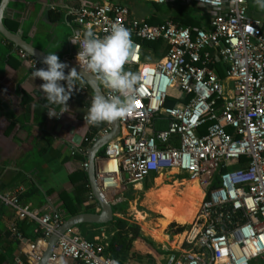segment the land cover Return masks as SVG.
Instances as JSON below:
<instances>
[{"label":"built area","instance_id":"obj_1","mask_svg":"<svg viewBox=\"0 0 264 264\" xmlns=\"http://www.w3.org/2000/svg\"><path fill=\"white\" fill-rule=\"evenodd\" d=\"M146 1L190 5L207 21L193 28L172 19L151 26L127 4L113 0H85L74 13L70 37L90 29L103 38L114 22L128 28L134 52L124 67L141 75L131 107L119 119L120 134L96 157L99 187L114 206L129 185L149 176L187 174L203 190L199 209L192 222L179 224L177 243L166 250L165 258L155 257L151 264H264L262 21L249 15L247 0ZM146 41L161 42L158 58L150 49L153 60L143 61ZM78 47L69 39L66 59L80 67ZM20 55L28 59L23 50ZM28 60L33 69L46 68L36 58ZM71 91L84 94L86 88L74 86ZM170 98L173 104L167 105ZM83 121L93 126L87 116ZM109 130L110 125L72 148L85 172L88 148ZM22 190L0 189V203L12 208L17 221L36 223L39 237L27 264H37L66 215L23 205ZM89 200L99 212L92 194ZM12 231L21 240L15 226ZM106 249L76 226L58 238L46 264H148L122 261Z\"/></svg>","mask_w":264,"mask_h":264},{"label":"crops","instance_id":"obj_2","mask_svg":"<svg viewBox=\"0 0 264 264\" xmlns=\"http://www.w3.org/2000/svg\"><path fill=\"white\" fill-rule=\"evenodd\" d=\"M83 1L10 0L3 23L35 48L46 54L55 52L60 60H67L74 13ZM249 1V15L260 18L250 10ZM261 21L264 31V19ZM20 50L0 34V189L22 187L21 203L40 213L62 211V196L79 213L94 209L89 200L90 186L80 172L82 158L72 154V148L82 142L91 128L83 117L87 116L94 93L89 86L77 82L78 87L86 88L85 93L71 91L68 109L58 117H49L47 101L39 87L43 81L32 78L28 59L33 57L27 54L28 59H23ZM48 107L59 111V106ZM109 125L105 122L104 127ZM169 196H175L170 189L167 195L149 200L159 207ZM92 225L95 224L79 228ZM13 226L21 240L12 231ZM35 229V222L17 221L12 208L0 203V264H27V255L39 237ZM165 254L155 257L161 260Z\"/></svg>","mask_w":264,"mask_h":264},{"label":"clouds","instance_id":"obj_3","mask_svg":"<svg viewBox=\"0 0 264 264\" xmlns=\"http://www.w3.org/2000/svg\"><path fill=\"white\" fill-rule=\"evenodd\" d=\"M255 3L264 10V0H255ZM69 39L73 44L79 45L76 60L82 71L72 68L66 74L68 65L61 62L55 52H48L43 57L42 62L46 68L33 69V65L31 66L33 80L38 77L43 81L39 87L46 98L45 109L49 117H58L68 109L67 101L73 87L83 88L77 86L79 82L81 85L88 84L93 89L98 86L106 88L113 93L109 96L103 91L95 92L87 112L89 125L123 118L131 107L141 80L140 73L128 71L124 67L134 52L130 30L123 24L114 22L103 38L89 29L83 33H74ZM48 105L59 106V111L50 109Z\"/></svg>","mask_w":264,"mask_h":264},{"label":"rangeland","instance_id":"obj_4","mask_svg":"<svg viewBox=\"0 0 264 264\" xmlns=\"http://www.w3.org/2000/svg\"><path fill=\"white\" fill-rule=\"evenodd\" d=\"M117 2H126L130 5L131 10L134 13V16L140 19L145 20V18L150 14L152 10H155V7L151 4L144 3L140 0H113ZM181 4L179 2L172 3H164L163 9H167L166 7H170L172 10H177ZM190 6V5H187ZM249 8L253 12L257 13V16L261 19H264V10H261L255 3V0L249 1ZM156 58L159 55H155ZM153 60V57L150 56L149 50H144L143 52V61ZM162 176L161 185H172L175 181L181 182L182 180L187 181L186 185L179 186L178 191L176 193L173 191L175 196H169L163 203L160 204L159 207H154L157 203L149 201L148 194L153 190H157L160 188V185L157 184V179ZM161 176H149L145 178L140 183V189L136 188L137 183L128 186V189L120 195L119 202L114 205V213L115 217L123 219L127 221L129 224H135L140 227L142 232V238L134 239L130 241L129 248L126 246L130 235L127 237L125 242V247H118L116 250L118 251V256L120 260H125L126 255L130 252L133 253L134 261L139 263H145L148 261L149 264L153 263L152 259L155 256H158L166 251L168 248L174 247L177 243V237H175V233L179 231L176 222H171L168 224L165 229L162 227L160 223V219H165L166 223L172 221L173 213L175 211L176 205L179 200L188 198L187 195L195 194V184L196 182L189 180L187 174H182L180 176L172 177L171 175H161ZM185 177V178H182ZM171 190V189H170ZM193 198V197H192ZM170 200V201H167ZM199 203V202H198ZM197 203V204H198ZM152 210H151V209ZM139 214H144L145 220H140L138 218ZM192 219V216L188 219ZM179 221L183 224H188L183 219H179ZM161 232V237L157 238L159 230ZM82 235L86 236L89 239H96L101 244H105L108 246L112 241L115 234H117L116 226L113 223H108L106 225H92L90 227H83L81 229ZM167 238V239H166ZM167 240V241H166ZM121 249V250H120ZM129 249V252L127 251ZM113 253V250L110 251ZM164 259V258H163ZM161 259V260H163Z\"/></svg>","mask_w":264,"mask_h":264},{"label":"trees","instance_id":"obj_5","mask_svg":"<svg viewBox=\"0 0 264 264\" xmlns=\"http://www.w3.org/2000/svg\"><path fill=\"white\" fill-rule=\"evenodd\" d=\"M144 3L151 4L155 7V10H152L150 14L145 18V22L151 26H158L166 19H172L175 22H179L183 26H189L191 28L200 26L201 24H205L207 21V17L201 12L200 9L195 8L193 6H187V5H180L177 10H172L170 7H166L167 9H163L164 4H159L153 1H146V0H140ZM125 4H127L125 2ZM129 7L130 5L127 4ZM144 50H153L157 54V50L163 46H161V42H143L142 43ZM159 55V54H157ZM174 99L170 98L167 100V105L173 104ZM105 125V122H102L98 125H93L89 132L86 135V138L90 140L91 138L95 137L100 129H102ZM83 145H86V143H83ZM103 154V150L99 155ZM80 172L83 174L85 178L86 184L88 183L87 174L84 170H80ZM157 184L160 185V188L157 190H153L148 194V198L152 201L157 200L160 198L164 192L167 189H171L172 191L179 193L178 187L186 185L187 181L182 180L181 182L175 181L172 185H161L162 183V176L157 179ZM199 196H195L193 198H183L177 205L175 209V213L173 214V220L175 219H183L186 223H188V219L190 218L191 214L195 210V207L198 203ZM62 211L66 214V217H69L71 215L79 213L78 210L74 207H72V204L65 196H62ZM87 212H94V209L88 208ZM108 223H113L116 226L117 234L114 235L112 241L107 246L106 252L112 255L113 257L118 256V251L116 250L118 247L123 248L125 247V242L127 240V237L130 235L128 242L126 243V246L129 248L130 241L134 239H140L142 238V232L140 230V227L135 224H129L127 221L113 217L109 222L105 224H95L98 226L106 225ZM79 225L78 227H80ZM21 229V228H20ZM178 229L181 230L182 227L178 226ZM39 236V234H38ZM113 250V253L111 254L110 251ZM121 250V249H120ZM129 252V249L127 250ZM125 260L122 261H131L134 260L133 253H128L126 255Z\"/></svg>","mask_w":264,"mask_h":264},{"label":"water","instance_id":"obj_6","mask_svg":"<svg viewBox=\"0 0 264 264\" xmlns=\"http://www.w3.org/2000/svg\"><path fill=\"white\" fill-rule=\"evenodd\" d=\"M10 0H1L0 1V34L5 39H7L9 42L14 44L19 49L23 50L26 54L30 55L33 58L38 59L40 62L43 61V57L47 54L34 46H32L30 43L23 40L20 36L17 34H14L10 32L3 23V15L8 7ZM61 62H65L68 67L65 69V72L67 73L70 69L75 68L78 72L82 71L79 66H76L69 62L68 60H60ZM43 63V62H42ZM87 79V75L85 76ZM89 86L93 93L97 91H102L101 87H96L93 89L92 86L88 84H84ZM110 124V130L99 136L88 148L87 153V162H88V168L86 170L88 183L90 186L91 194L93 195L95 201L99 205V212H80L74 215H71L69 217H66L63 222L58 226L56 231L48 238L47 240V246L46 249L41 257V259L38 261L37 264H46L49 256L52 253V250L54 249L56 242L58 238L67 232L68 230L79 226L83 224H105L109 222L113 217H115L114 213V206L110 202V200L102 193L98 181L96 179L95 174V160L96 157L101 153L105 145L115 139L119 134L121 130L120 121L119 119L114 122H109Z\"/></svg>","mask_w":264,"mask_h":264},{"label":"bare ground","instance_id":"obj_7","mask_svg":"<svg viewBox=\"0 0 264 264\" xmlns=\"http://www.w3.org/2000/svg\"><path fill=\"white\" fill-rule=\"evenodd\" d=\"M194 182V181H193ZM136 188H140V183H137V187ZM185 189V188H184ZM195 194H193V195H187V197L188 198H192V197H195V196H199V200H198V204H197V206L195 207V210H194V212H193V216H192V219L191 220H189V222H192V220L194 219V217H195V215H196V213H197V211H198V209H199V206H200V203H201V200H202V197H203V190L197 185V183L195 184ZM169 192V189H167L165 192H164V194L163 195H167V193ZM107 198H109L108 197V195H107ZM150 201V200H149ZM150 203H151V201H150ZM156 206H157V204L154 206L155 208H156ZM151 209V208H150ZM152 210V209H151ZM139 217L138 218H140V220H145V217H144V214L142 215V214H139L138 215ZM171 222H176L177 224H181L180 222H178L176 219L175 220H172V221H170V222H164V221H161L160 220V223H161V225H162V227L165 229V227L168 225V224H170ZM159 230V229H158ZM163 230V229H162ZM162 230L160 231L159 230V232L157 233L158 234V238H160L161 237V232H162ZM167 239V238H166ZM167 241V240H166Z\"/></svg>","mask_w":264,"mask_h":264}]
</instances>
